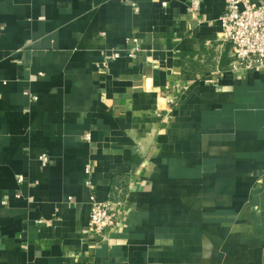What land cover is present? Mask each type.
Returning <instances> with one entry per match:
<instances>
[{"label":"crops","instance_id":"1","mask_svg":"<svg viewBox=\"0 0 264 264\" xmlns=\"http://www.w3.org/2000/svg\"><path fill=\"white\" fill-rule=\"evenodd\" d=\"M190 4L0 0V264H264V67L231 70L226 0ZM86 165L122 199L103 237Z\"/></svg>","mask_w":264,"mask_h":264},{"label":"built area","instance_id":"2","mask_svg":"<svg viewBox=\"0 0 264 264\" xmlns=\"http://www.w3.org/2000/svg\"><path fill=\"white\" fill-rule=\"evenodd\" d=\"M200 7V0H191L189 9L197 11ZM220 21L227 40L232 45L233 58L230 63L232 71H248L264 67V0L256 2L252 0H226V8L220 17ZM104 33H102L103 35ZM139 48V39L131 36L126 39V46L122 49H111L110 58L115 60L123 55L134 58ZM107 62H103L106 67ZM186 86L177 89H165L160 92L170 106L178 101ZM87 140L91 139L90 133L85 135ZM43 165L49 163L50 158L47 154L40 156ZM87 178L85 186L89 193L90 218L88 226L98 236L107 232L117 231L121 225V218L114 205L121 206L122 199L116 198L110 201L99 200L96 194V186L91 178V166H85Z\"/></svg>","mask_w":264,"mask_h":264}]
</instances>
